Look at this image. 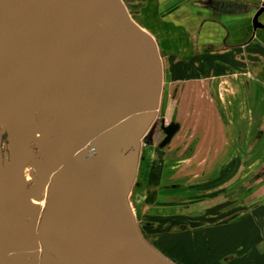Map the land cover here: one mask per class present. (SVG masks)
I'll list each match as a JSON object with an SVG mask.
<instances>
[{
	"label": "rangeland",
	"instance_id": "374dc122",
	"mask_svg": "<svg viewBox=\"0 0 264 264\" xmlns=\"http://www.w3.org/2000/svg\"><path fill=\"white\" fill-rule=\"evenodd\" d=\"M108 1L0 0V13H5L8 28V35L0 46V54L12 40L16 39L18 45L8 54V57L20 48H25L17 62V65L23 67L32 59L44 55L56 44H62V47L71 50L70 58L64 63L43 64L35 70L30 69L22 72L14 81L5 84L0 89V97L18 87L31 86L45 90L54 98L59 92L62 95L72 90H84L93 99L99 91L98 62L100 60L103 61L105 87L101 99L92 106L89 112L91 118H103L111 107L102 111H97V108L128 94V88L137 87L145 90L153 70L142 73L140 63L143 60L138 59L148 58V54L144 50L143 39L141 37L132 48L121 50L128 41L129 32L114 26L116 21L109 13ZM151 1L115 0L122 24L127 28L140 25L141 34L151 36L149 31L158 38L161 44L160 53L164 62V71L165 69L170 70L171 64L169 63L173 59L172 49L165 46L164 37L166 35L156 30V15L149 14V12H155V9L150 6ZM140 47L141 49H139ZM4 64L5 62L0 64V69ZM64 65L67 68L62 69ZM202 68V71L210 70L206 64H203ZM76 69L81 71L78 76L67 81L61 80L66 73H72ZM50 87L51 90H49ZM107 88H112L111 95L107 92ZM26 98L33 99L34 104H23L22 101ZM81 106L82 102L79 100H70L58 105L47 104L35 94H24L0 105V154L3 162V178L7 177L8 167L12 162L13 144L17 131L22 124H28L31 129L26 148V165L22 172L23 176L18 182L16 195L12 196L8 188V192H0V242L2 244L9 242L12 253L10 255L11 257L17 255L12 258L19 264H41L48 252L51 255V248H55L54 246L50 247L51 237L55 236V223L59 221L64 202L72 197L67 188L76 184L79 177L83 180L82 184L89 182L84 175L78 176L82 172L76 162H84L87 149L95 147L98 151L95 156L98 160L97 172L103 153L113 142L126 136L134 129L138 120L137 115L141 112L127 104L124 107V113L121 116L117 114L115 120H112L108 126L89 127L79 119L74 111V108L79 110ZM160 108L161 100H158L156 107L150 108L146 112L160 113ZM224 114L229 117L233 116L232 112ZM129 117H131L129 121L119 126L115 125L116 122L125 121ZM245 121L247 125H252L253 113L251 111L245 112ZM150 122L157 130L153 139L158 141L165 135L161 130V119L157 116ZM143 139L138 137V142L131 143L132 147L137 148L140 142L147 146ZM252 150L253 143H246L243 176L245 182L243 187L240 186V189H245L243 207L242 205L239 208L236 207L237 194H233V192H228V200L207 207L211 198H221L220 195L226 193L225 190L224 192L221 190L220 182L213 183L215 186L212 192L204 189L205 180L208 179V176L204 174V169L206 165L208 166L209 158L213 157L215 166L232 155H190V157L188 155H172V164L176 166L174 168L177 174L164 177L156 176L155 185L159 188L168 184H197L196 192H190V197L189 193L185 194L184 192L186 199L182 198L184 202L196 203V209H193L189 216L181 217V220L188 222L185 225L190 226V231L203 229L205 226L211 225L212 222L226 225L228 222L234 221L238 215L248 214L252 210V200L258 199L259 195H264V155L261 158H256L255 155L248 153ZM59 159H62V162L54 168L55 162ZM188 160L191 161V164H188ZM127 173L122 177V182L115 183L116 187L114 188L118 191L116 194L119 193V189L124 194L127 187H131L129 198L132 200L136 197L135 203L138 205L133 209L135 217L137 220L144 219L153 222V225H145L141 229L146 241L152 247L150 250L158 252L168 264H182L167 240L165 243H162L160 239L156 240V232L164 224H168L165 226L170 230L171 228L176 230L175 227L180 222L178 217H162L156 213L159 207L147 208L152 201L151 205H158L157 197L159 198V195L162 197V190L155 191L154 197L148 199L146 189L139 192V188V194L135 196L136 184L139 179L144 180H141L143 188L147 186L145 182L147 178H141L139 170ZM235 186L236 182L233 185L230 184L228 188L230 191L234 188L235 191ZM185 189L174 190L167 197L171 198L174 193H180ZM111 210L118 217L124 218L118 209L111 208ZM156 222L160 223L159 227L154 226ZM7 227H11V237L7 232ZM235 251L234 254L230 253L216 258L213 264H236ZM244 257L245 264H254L253 256ZM226 260H229L228 263ZM255 260L257 261L255 264H263V259L256 256Z\"/></svg>",
	"mask_w": 264,
	"mask_h": 264
},
{
	"label": "crops",
	"instance_id": "0c3cea01",
	"mask_svg": "<svg viewBox=\"0 0 264 264\" xmlns=\"http://www.w3.org/2000/svg\"><path fill=\"white\" fill-rule=\"evenodd\" d=\"M210 1L243 3L248 5V9L223 12L215 9ZM263 3L264 0H152L150 4L155 9V12L149 14L156 15V30L166 35L165 46L171 48L173 54L169 63L171 69L164 71L160 41L148 31L156 42L162 64V87L158 99L161 100V108L160 113L155 112L153 119L158 116L166 123L175 122L178 128L170 141L163 143L164 137L158 141L153 139L157 130L149 121L140 136L147 146L142 142L137 148L129 144L125 153L135 163L132 171L139 170V176L147 178V186L143 188L141 180H144L139 179L135 196L139 194V188V192L146 189L148 199L154 197L155 191L162 190V197H157L158 205H151L152 201L147 208L159 207L156 213L162 217H178L180 222L176 230H170L165 226L168 224H164L156 232V240L160 239L162 243L167 240L182 264H213L216 258L234 254V250L236 264H245L244 256H253L254 264L257 256L263 259L264 264V195L252 200V210L248 214L238 215L226 225L212 222L203 229L190 231V226L185 225L188 222L181 220V217L189 216L196 209V203L184 202L182 198L186 199L184 192L189 193V197L190 192H196L197 184H168L159 188L155 185L156 176L177 174L176 166L172 164V155H232L215 166L213 157L209 158L208 166L204 169V174L208 176L204 189L212 192L215 186L213 183L220 182L221 190L226 193H222L221 198H211L207 207L228 200V192L237 194L236 207H243L245 189H240V186L243 187L245 182V144L253 143V150L249 154L256 158L264 155V27L255 28L253 25V17ZM259 19L264 23V12ZM138 27L140 29L141 26ZM203 64L210 68L208 72L202 71ZM246 111L253 113L252 125L246 124ZM230 112L233 113L231 117L224 114ZM131 117L115 125L119 126ZM97 162V159L90 158L76 164L89 180L96 178ZM127 172L115 169L109 176L102 191L104 206L114 197L122 196V191L119 189L116 194L118 191L114 187L122 182ZM235 182L236 190L233 188L230 191L229 185ZM93 187L83 195L90 207H93ZM70 188L76 189L73 186ZM181 188L186 189L174 193L171 198L167 197ZM129 189L131 187L124 191L121 206H116L124 218L116 216L130 231L138 234L145 247L152 249L141 229L145 225H153V222L137 220L133 210L138 206L135 203L137 199L134 197V200H130ZM156 223L154 226L159 227L160 223ZM100 225L113 229L110 231V244L103 245V235L99 236L100 242L96 244L98 235L90 231L82 239L93 259L80 264H104L105 257L113 250H126L135 257L138 264H149L133 252L118 231L106 221L102 220ZM50 254L47 264H78L63 258L56 248L51 249ZM111 264L130 263L124 257L117 256L111 260Z\"/></svg>",
	"mask_w": 264,
	"mask_h": 264
},
{
	"label": "water",
	"instance_id": "95a60500",
	"mask_svg": "<svg viewBox=\"0 0 264 264\" xmlns=\"http://www.w3.org/2000/svg\"><path fill=\"white\" fill-rule=\"evenodd\" d=\"M108 2H109L108 3L109 13L112 16V18L116 21L114 26L119 28L120 30H125V27L121 25V22L119 21V15H118V10L116 8L115 0L114 1L109 0ZM210 2L215 9L223 12H236L238 8H242L245 11L248 9L247 4L238 3V2H230V3H221L220 1H210ZM263 12H264V3L259 7V9L256 11L253 17V25L255 28L264 27V23L259 19V16ZM6 32H7L6 15L5 13L2 12L0 13V45L3 43L5 39ZM137 34H138L137 27H132L129 29V35L136 36ZM141 37L143 39V46L145 48L144 50L148 54V58L140 63L143 70L142 73H146L150 70H153L147 89L142 91L140 89L130 87L127 89L128 94L118 99H115L112 103H104L103 105L97 108V111H102L107 107H111V108L109 112L106 115H104V117L100 120L90 121L88 119V110L95 103L99 101V98L102 96L104 91V76L102 71L101 60L99 64V91H98V95L94 98V100H91V102L88 96H86L80 90L69 91L59 98H52L41 89L30 86V87L16 89L1 96L0 105L3 103L10 102L12 99L24 94L38 95L42 98L43 102L51 105L63 104L69 100H79L82 102V106L78 111L76 108H74V111H76L79 119L89 127L108 126L112 120H115L116 115L118 114L120 109L126 104L131 105L133 109H139L141 112L137 115L138 120L134 129L126 136L113 142L105 151L101 161L99 162V170L96 175V180L94 184L93 202L97 212L106 221H108V223H110L112 226L116 228L118 233L123 237L126 243L139 257H141L149 264H168L162 258L161 255L145 247L141 243L138 234L130 231L118 218H116L114 215L109 213L102 204V191L109 176L113 173V171L115 169L121 171H132L135 169V163L133 159L125 153V148L143 134V131L147 127L149 121L153 119L156 115L154 111L146 112V110L156 107V103L159 99L161 87H162V64L158 56L157 47L151 36L147 34H142ZM133 41L134 39L130 38L128 44L126 45V48L122 50L129 49L132 46ZM16 43H17L16 39L11 41V45H9L0 56V61L5 57V55L8 54V52L11 49L15 48ZM21 51L22 49L19 50L0 70V77L12 66V64L14 63L15 59L17 58V56ZM68 56H69V51L62 48L60 45H57L53 50L49 51L44 56L39 58L35 64L46 61L50 63H54L58 60L65 59ZM10 73L11 71L6 76H4L0 82L4 81ZM107 92L111 95L112 88H107ZM22 102L25 105L34 104V100L31 98H26ZM177 128H178L177 123L175 122L166 123V121L163 120L162 129L165 132L163 143H167L168 141H170V139L176 132ZM30 131L31 129L28 124H22L20 129L17 131L14 140L13 151H12V162L8 167V181H7V188L12 196L16 195L18 189V181L22 177V172L26 158V148L30 137ZM85 156H87V153ZM61 162L62 159L57 160L54 164V168L57 167ZM0 165H1V154H0ZM0 204H1V198H0ZM7 232L11 237V227H7ZM76 250L79 251L78 249ZM117 256L126 258L130 264H138L135 257L132 254L124 251H113L109 256L106 257V260H109L111 257H117ZM12 257H17V255H12ZM0 264H17V263L12 261V258L7 256L0 248Z\"/></svg>",
	"mask_w": 264,
	"mask_h": 264
},
{
	"label": "flooded vegetation",
	"instance_id": "af4514ba",
	"mask_svg": "<svg viewBox=\"0 0 264 264\" xmlns=\"http://www.w3.org/2000/svg\"><path fill=\"white\" fill-rule=\"evenodd\" d=\"M6 23H7V21H6ZM7 35H8V28H7V32H6V36ZM6 36H5V39H6ZM5 39H4V41H5ZM9 45H11V42H10ZM17 45H18V42L16 43V46ZM57 45H60L62 47V44H56L51 49H49L46 53H48L49 51L53 50ZM16 46H15V48H16ZM62 48H64V47H62ZM21 49L22 48H20L19 50H21ZM4 50H3V52H4ZM12 50L13 49H11L8 52V54ZM19 50H17L10 57H8V54L5 55V57L0 61V64L5 62V64L3 65V67H4L7 64V62ZM66 50L69 51V56L67 58H65V59L58 60V61H56L54 63H50V62H47L46 61V62H41V63L35 64L36 61L39 58H41L42 56H44L46 54L45 53L44 55H42L40 57H37V58L32 59L29 63H27L26 65H24L23 67H21V65H17V62H18L19 58L22 56L23 52L25 51V48H23L22 51L17 56V58L15 59L14 63L12 64V66L0 77V81H1V79L4 76H6L11 71V73L7 76V78L4 81L0 82V89H2L5 84H8V83L14 81L17 78V76L19 74H21L22 72H26L27 70H30V69L35 70L39 66H41L43 64L53 65V64H56V63H60V62H62V63L66 62L70 58V56H71V50H69V49H66ZM2 53L0 54V56L2 55ZM99 64H100V61L98 62V85H99ZM65 68H67L65 65L62 66V69H65ZM103 70H104V68H103V61H102V71ZM80 72H81L80 70L76 69L72 73H70V72L68 74L66 73V75H64L63 79H61V80L67 81L68 79H71V78H74V77L78 76V74ZM50 76H51V74H50ZM103 76H104V71H103ZM16 89H20V88L18 87ZM16 89H13L11 91H14ZM39 89H41V88H39ZM41 90L45 92V90H43V89H41ZM49 90H51V87L49 88ZM80 91L83 92L86 96H88V98L90 99V102H91V100H94V98L92 99L88 94H86V92L84 90H80ZM59 93H61V92H59ZM59 93H57L55 95L56 98H59V97L63 96L67 92L64 93V94H62V95L59 94ZM49 96L52 97V98H54L51 95H49ZM101 97L99 98V100L101 99ZM162 122H163V120L161 121V129H162ZM162 131H163V129H162ZM164 134H165V132H164ZM97 152L98 151L95 148V153L93 154V156H85V158H86L85 161H87L88 159H90L92 157H94L95 159H97L95 157L96 154H97ZM1 162H2V158H1ZM25 165H26V162H25ZM25 165H24V168H23V172H24V169H25ZM98 170H99V167H98ZM98 170L96 172V175L98 173ZM2 172H3V162L0 165V178H1L0 179V192L1 191H7L8 173H7V177L6 178H3ZM82 175H83V173H80L78 176H82ZM22 176H23V173H22ZM78 176H77V178H78ZM78 179L79 180H77V183L76 184H74V185L72 184L73 187H76L75 190H72L69 187H68L69 189L67 188L68 191L70 190L69 192L71 193L70 195L72 197H69V195H67V197H69V198L67 199V201L64 202V205L61 208V215L59 216V221H57L55 223L56 224L55 236L54 237L53 236L51 237V240H52L51 242L52 243H50L51 244L50 247H53L54 246L56 249H58V252L62 255L63 258H65V259H68L69 258V260H71L73 263L80 264V263H83L84 261H86L88 259H89V261H91V259H93L92 258V254L90 253V250H88L85 247V241L82 238L87 233H89L91 231V232L95 233L96 235H98V239H95L96 240V244H97V242H100L99 236H102L103 235L105 237V241H103V245H105V244L106 245L107 244L109 245L110 244L111 237H112L110 235V233H111L110 231H112L113 229L111 230V229H109L107 227H104V228L101 227V225H100L101 224V221L102 220L106 221V220L97 212V210L94 207V202H93V207H90L88 205V203H87V200L83 196V195L86 194V192L92 186H94L96 178H91V179L89 178V180H88L89 182L87 184H84V183L82 184V181H83L82 178L79 177ZM91 182H92V184H90ZM75 191H77V192H75ZM79 192H81V193H79ZM93 192H94V187H93ZM124 196L125 195L122 194V196H119V197L116 196V197H114L111 200V202H109L107 204V206H104L103 201H102V204H103V206L105 207V209L109 213H111L116 218H118L116 216L115 212H113L111 210V208H114L115 209L116 206L117 207H120L121 204H122L121 203L122 202L121 199L123 200L124 199ZM121 211L123 212V209ZM106 222H107V224L109 226H112L110 223H108V221H106ZM112 228L116 229L114 226H112ZM80 239H82L83 241L80 240ZM108 239H109V241L107 242ZM75 248L78 249L79 251H77ZM115 251L128 252L126 250H115ZM112 252L108 253L107 256H109ZM48 253L44 257L43 262L41 264H47V262L50 260V255ZM106 257L104 259V264H111V260L114 257H111L109 260H106Z\"/></svg>",
	"mask_w": 264,
	"mask_h": 264
},
{
	"label": "bare ground",
	"instance_id": "6f19581e",
	"mask_svg": "<svg viewBox=\"0 0 264 264\" xmlns=\"http://www.w3.org/2000/svg\"><path fill=\"white\" fill-rule=\"evenodd\" d=\"M116 4V3H115ZM116 8H117V6H116ZM117 10H118V8H117ZM118 15H119V21H120V14H119V11H118ZM121 25H123L124 27H125V29L126 30H128V32H129V29L130 28H132V27H137V26H132V27H130V28H127L124 24H122L121 23ZM138 28V27H137ZM141 31H140V29L138 28V34L136 35V36H133V35H129V33H128V41H129V39L130 38H133L134 39V41H133V44H132V46L130 47V48H132L133 46H135V44L137 43V41H139L140 40V38H141ZM152 38V37H151ZM128 41H127V43L125 44V47L123 48V49H125L126 48V45L128 44ZM153 41H154V39H153ZM154 43H155V45H156V42L154 41ZM140 46H141V41H140ZM156 47H157V45H156ZM129 48V49H130ZM139 49H141V47L139 48ZM122 50V49H121ZM157 52H158V48H157ZM158 56H159V53H158ZM159 58H160V56H159ZM146 59V57H143V59H138V60H145ZM133 61H136V60H133ZM161 61V60H160ZM140 77H144V76H140ZM148 86V85H147ZM133 88H137V87H133ZM137 89H140V88H137ZM146 89H147V87H146ZM140 90H142V89H140ZM143 91V90H142ZM149 98V97H148ZM147 98V99H148ZM70 101V100H69ZM68 102V101H67ZM66 103V102H65ZM64 104V103H63ZM127 105V104H126ZM125 105V106H126ZM125 106H123L121 109H120V111H119V116H121L122 115V113H124V107ZM92 108V107H91ZM91 108L88 110V119L90 120V121H97V120H100V119H94V118H91L90 117V115H89V112H90V110H91ZM78 111V110H77ZM118 118H120V117H118ZM102 119V118H101ZM93 195H94V192H93ZM0 248L3 250V252L7 255V256H9L10 258H12L11 257V255L10 254H12L11 253V249H10V244H9V242H6V243H4V244H2L1 242H0ZM12 261H14L15 263H17L13 258H12ZM17 264H19V263H17Z\"/></svg>",
	"mask_w": 264,
	"mask_h": 264
},
{
	"label": "built area",
	"instance_id": "2783aa9c",
	"mask_svg": "<svg viewBox=\"0 0 264 264\" xmlns=\"http://www.w3.org/2000/svg\"><path fill=\"white\" fill-rule=\"evenodd\" d=\"M95 153V147H89L87 151V156H93Z\"/></svg>",
	"mask_w": 264,
	"mask_h": 264
}]
</instances>
